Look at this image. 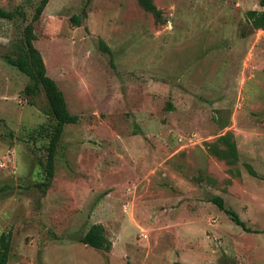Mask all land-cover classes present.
<instances>
[{
	"label": "rangeland",
	"instance_id": "rangeland-1",
	"mask_svg": "<svg viewBox=\"0 0 264 264\" xmlns=\"http://www.w3.org/2000/svg\"><path fill=\"white\" fill-rule=\"evenodd\" d=\"M260 1L153 0L155 23L136 0H50L33 45L78 121L43 191L53 119L43 91L27 96L29 78L4 60L40 0H0L13 15L0 19L7 264H264V31L246 18ZM226 135L234 165L209 150ZM94 224L109 252L80 242Z\"/></svg>",
	"mask_w": 264,
	"mask_h": 264
},
{
	"label": "trees",
	"instance_id": "trees-1",
	"mask_svg": "<svg viewBox=\"0 0 264 264\" xmlns=\"http://www.w3.org/2000/svg\"><path fill=\"white\" fill-rule=\"evenodd\" d=\"M49 1L50 0H40L31 22L24 27L22 37L15 45V55H7L4 57V60L8 65L16 68L29 78V83L24 90L27 96H36L40 90L43 91L48 103V114L53 119V125L47 134L48 142L45 147L46 161L43 165L45 174L44 181L38 185L43 191H45V189L49 186L53 177L55 155L64 127L66 125L76 124L78 121V117L68 111L63 93L59 90L54 80L47 75L46 64L39 51L33 45V42L36 40L33 23L39 20ZM136 1L144 12L153 17L155 23L164 22L162 11L154 5L153 0ZM260 5L264 6L263 0L260 1ZM12 17L13 15L11 12L0 8V19L11 20ZM246 18L253 30L264 31V11L258 12L256 10H250L246 13ZM71 21L77 25L79 23V18L73 16ZM100 47L105 52H109V48L103 45L102 42L100 43ZM219 142L222 143L224 147L209 148L210 152L217 159L225 162L227 165H234L238 160V152L235 143L228 135L220 137ZM245 167L251 176H256V172L250 165L247 164ZM211 202L216 205L220 211H223L227 216H229L231 222H233L236 226L241 227L246 232H250V229L246 227L242 220H240L236 212L225 207L224 200L221 197L214 196L211 198ZM80 242L94 250L105 252H109L112 246L111 242L105 236L104 227L99 224L92 225L80 239ZM10 248V234L2 233L0 235V264L8 263Z\"/></svg>",
	"mask_w": 264,
	"mask_h": 264
},
{
	"label": "built area",
	"instance_id": "built-area-1",
	"mask_svg": "<svg viewBox=\"0 0 264 264\" xmlns=\"http://www.w3.org/2000/svg\"><path fill=\"white\" fill-rule=\"evenodd\" d=\"M1 167H3V164H0Z\"/></svg>",
	"mask_w": 264,
	"mask_h": 264
},
{
	"label": "crops",
	"instance_id": "crops-1",
	"mask_svg": "<svg viewBox=\"0 0 264 264\" xmlns=\"http://www.w3.org/2000/svg\"><path fill=\"white\" fill-rule=\"evenodd\" d=\"M182 264V263H181Z\"/></svg>",
	"mask_w": 264,
	"mask_h": 264
}]
</instances>
